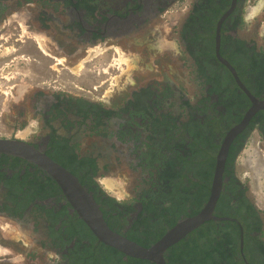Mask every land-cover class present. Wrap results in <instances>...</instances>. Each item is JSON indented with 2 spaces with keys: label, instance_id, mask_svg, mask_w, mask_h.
I'll list each match as a JSON object with an SVG mask.
<instances>
[{
  "label": "trees",
  "instance_id": "trees-1",
  "mask_svg": "<svg viewBox=\"0 0 264 264\" xmlns=\"http://www.w3.org/2000/svg\"><path fill=\"white\" fill-rule=\"evenodd\" d=\"M88 1L83 0L85 4ZM242 1L245 7L247 0H236L238 6L220 24L219 53L235 68L250 93L259 96L264 92V51H257L255 44L249 46L245 40L230 34L232 29L245 24L244 9L239 7ZM231 3L232 0H195L182 24L181 36L194 60V71L204 90L194 104H190L189 100L185 102L188 111L177 115L169 110L164 112L158 99H153L150 104L148 100L155 93L150 85L134 91L127 100L128 104L123 110L129 111L131 107L144 118L150 119V143L145 144L148 151L140 155L142 161L130 163L132 170L142 167V172L147 171L149 177H141L133 197L118 200L106 192L98 178L109 171V164L106 162L100 166V156L86 152L83 154L79 142L71 143L70 138L60 136L54 130L51 132L46 154L73 173L92 193L112 230L142 246H151L179 220L195 215L202 209L210 195L220 144L230 126L241 121L252 105L248 95L215 54L217 23ZM209 94L218 95V102L224 106V111L214 107L216 103L213 100L211 102ZM60 103L62 109L58 107ZM56 106L57 113L52 114L53 118L62 115L66 121V113L76 108L77 114L83 117L82 122L89 113L94 115L91 127L93 133L111 136L109 127L105 126V119L114 114L113 107L105 108L102 103L72 97H63ZM154 106L160 110H155ZM257 123L259 128H263L264 111L255 114L244 132L229 145L222 174L223 180H227L222 183L213 212L216 216L232 217L237 221L210 219L203 222L167 248L164 253L166 264H244L234 258L238 251L240 224L246 222L245 214H248L250 217L255 216V224L259 229L260 217L245 195V189L236 184L234 162ZM71 124L66 121L64 125ZM111 146L115 147V144L111 143ZM0 155L1 163L10 162L17 169L13 175L12 189L15 190L5 195L6 201L3 203L11 215L20 216L24 208L38 198L56 197L57 203L64 199L58 184L42 168L22 158ZM22 163H26V167L24 173L20 174ZM3 175L4 172L0 171V177ZM7 201L16 205L9 206ZM46 205L35 203L37 210L46 213L50 222L49 235L57 243L54 245L61 250V259L57 264H154L146 259L126 256L99 241L75 211L68 213L69 202L63 203L56 213L54 210L58 204L51 208H46ZM60 220L59 227L55 229ZM71 242L73 244L69 246Z\"/></svg>",
  "mask_w": 264,
  "mask_h": 264
},
{
  "label": "flooded vegetation",
  "instance_id": "flooded-vegetation-1",
  "mask_svg": "<svg viewBox=\"0 0 264 264\" xmlns=\"http://www.w3.org/2000/svg\"><path fill=\"white\" fill-rule=\"evenodd\" d=\"M174 1L175 0H89L88 2H86V6L83 0H0V40L2 41L0 42V51H2V53L0 54V82H13V84L8 88L11 90L5 91L0 89V92L2 91V95H5L4 101H1L3 99V96H0V104L2 103V107H0V113H7V115L10 114L8 117L9 119L13 117V119H11V122L9 123V128L13 131H38L37 127L33 126L32 121H37L38 127L41 126L48 129L46 136L33 135L32 139H24L17 134H13L14 136L12 138L25 140L35 147L45 151L49 144L51 132H53L54 130V132L58 134L57 130L62 127L63 129L67 130V134L58 135L70 138L71 143L79 142L80 150L83 154L86 152L88 154L98 155L100 156L99 159L104 156L109 157L108 154H110V151L112 150V147L109 146L111 142L115 144V148H117L120 152L123 162H126L128 159H131L130 161H132L134 164L142 161L140 155L148 151L145 144L150 143L148 139V137L150 136V119L147 117L144 118L142 114H138V112L133 111L131 107H129V111H125L123 109H125V107L127 106V100L132 97V93L134 91H140L141 88L147 87L148 85H143L137 89L131 90L124 98V102L120 106H116L114 103L112 104L113 106H111L110 101H93L83 96L72 95L63 90L49 91L46 90V87H48L46 85L47 79H45L41 73L42 70L46 68V59H44L42 55H49L47 54V51L45 50L43 44L40 43L42 47L38 44H35L36 48H34L36 49L35 51L41 54H38L36 52L31 53L30 50H24L23 52L18 53V51L22 48V45L27 44L29 46V44H23L25 40L21 39L19 43L11 42V40H17V38L14 37L15 35L20 36L18 32L20 28H22L21 23H24V28L26 29H30V26H35V28L46 35L48 34L49 28V26H47V22L52 21L59 26V29L57 28V25L53 26V29L55 30L54 38L60 41L63 40L62 34L59 33L60 30L61 32L64 31L69 33L70 37L77 42L76 45L72 42H70V44L67 43L68 45H70V48H66V52L65 50L63 51V53H65V55L67 56L69 51H71V53H76L78 51L77 47L82 44H94L98 40L106 39L110 36L116 37L124 35L134 30L140 29L142 28V26L148 25L150 20H152L155 16L160 15L161 12L167 9ZM247 1L248 2L246 3V5L251 1L256 3V0ZM48 4L52 9L56 8V11L48 12V8H46ZM32 5L38 7V10L30 13L29 7H31ZM243 5V1L239 3V7L244 9V17L247 14V10L245 8L246 5L245 7ZM235 6L238 5L236 4ZM23 8H26V10H28V15H23V12L20 10ZM247 25L248 24L245 23L244 26H241L238 29H232L230 31V34L236 37L235 32ZM154 42H158L157 39H155ZM253 44V42H250L248 45L252 46ZM256 47L257 51H264L263 47H258L257 45ZM61 48L62 46L57 47L59 52L63 50ZM23 49L24 48H22V50ZM12 55L13 57L9 58V56ZM50 57L56 59V57L53 55H50ZM32 62H34V65L37 66L33 70L34 77H31L30 75ZM193 65H195L194 60ZM13 66L17 68L18 66L21 67L20 71H16L19 73L25 74L26 70L27 73L25 74V76L28 75V82H26L25 78H19L15 75L8 77L7 74H4V71L9 74L10 70L8 69L13 68ZM50 68L53 69L52 66H50ZM163 76L164 82L160 87L158 86V88H156L150 85L155 93L152 95V99L148 100V102L152 104L153 99H158V101L160 102L159 105L161 107V110H163L164 112L169 110L172 114L176 115L184 111H188L189 109L185 105V102L187 101V94L185 90L188 86H186L185 84L187 83H184V81H182V79H180L179 77L177 80L178 82H174L173 79H170L169 76H167V74H164ZM18 79H20V82L24 80L25 85L23 84L22 87H19L21 85L20 83H14ZM31 79L34 82L33 86L30 84ZM52 81L54 83H58V78H54L52 79ZM51 86L55 87L54 85ZM15 87L19 88V90L16 91V94L13 93ZM205 93L207 94V92ZM209 95L210 97H212L211 102L213 100L216 103L214 107L217 110L224 111V106L218 102V95ZM63 97H65L66 99H69L70 97L74 99L82 98L83 101L102 103L104 104L105 108L113 107L115 111L114 114L111 117L105 119V126L109 127L108 130L110 131L111 136L103 137L93 133L91 127L94 123V115L92 113H89V116L84 119V122H82L83 117L82 115L77 114L76 108H74L72 112L66 113V121L71 122V125H64L66 124V121L64 120V117L62 115V117L60 116L53 118L52 114L57 113L56 104L59 100H62ZM254 97L258 101L264 100V92L263 94ZM73 103H76V100H73ZM58 107L61 108L62 103H60ZM257 108L258 109L250 117L247 125L239 133H237L236 136L244 132V130L248 127L250 120L255 114H257L259 111H264V107ZM156 109L158 108L155 107V110ZM239 122H236L232 126H230L229 130ZM55 123H58V125L56 126ZM261 125L263 128H259L257 123L256 127L251 129L247 143L244 145L234 162V175L237 179L236 184L240 185L241 189H245V195L251 201L253 207L258 212L260 217L259 229H257L258 226L255 224V216L250 217L248 214H245V218H247L246 222L240 224L241 227L237 246L238 251L235 253L234 258L236 261H241L244 264H264V123H261ZM74 128L77 130L82 128V137L78 136L77 133L72 132ZM253 135H257V139L254 138ZM236 136H234V138ZM93 142L98 144H95V146H93ZM99 146H102L103 148H101L100 150L98 148ZM247 147L248 149L246 150V152L250 150V154L248 155L249 158L247 157L243 161V166L245 165L247 174L242 177L239 173L238 163L239 161H242L241 155ZM1 156L2 155H0V157ZM26 161L28 163H32L28 160ZM106 162L109 164V171L106 172H110L111 170H113L110 168V160H107ZM106 162H104V164ZM25 167L26 163H22V171L20 172V174L24 173L23 169ZM141 168L142 167H138L136 170L139 172L140 180H142V176L149 177L148 172L143 171V173ZM0 171L4 172V175L0 177V217L16 224L19 228V232L21 231L24 235V232H26V225L28 224V220L31 216H36V220L34 221V223H37L38 220H40L42 222V226L44 227V239L37 242V245L41 250L47 247H51L49 248V251L52 250L51 252H54L57 257L59 256V258H61L60 248L54 245L57 243L53 242L51 236L49 235L50 222L46 217V213L44 211L37 210V207H35V203L38 205L47 204L46 208H51L52 205L55 206L58 204L57 208L54 210V212L56 213V211L60 209L62 204L66 203L67 199L65 195L63 194L64 199H61V201H59L58 203L57 200H55L56 197H50L42 200L39 198L35 199L34 203H30L24 208L20 216L11 215V213L7 211L9 209L4 207L3 203L6 201L5 195H7V193L10 191L15 190L12 189L14 188L13 175L17 171V169H15V167H12L10 165V162H0ZM242 174L244 175V172ZM226 180L227 179L223 181ZM256 196H261V198L259 199ZM7 202L9 206L16 205L11 201ZM72 212L73 210L70 205V207H68V213L72 214ZM217 217H219V219L212 220L221 221L226 219H234L237 221L236 218L232 217ZM61 221L62 220H60L58 224L55 225V229L59 227ZM35 226L37 225H34V228ZM72 244L73 242H71L69 246H71ZM26 251H23V253L26 252V255L30 257L29 261H33L31 259V250L27 249ZM28 252H30L31 254H27ZM66 252L67 248L64 249V253ZM42 253L46 252L44 251ZM56 261L57 260H47L43 261V264H57ZM0 262L3 263V260H0Z\"/></svg>",
  "mask_w": 264,
  "mask_h": 264
},
{
  "label": "rangeland",
  "instance_id": "rangeland-1",
  "mask_svg": "<svg viewBox=\"0 0 264 264\" xmlns=\"http://www.w3.org/2000/svg\"><path fill=\"white\" fill-rule=\"evenodd\" d=\"M194 1L175 0L160 15L150 20L148 25L124 35L116 37L110 36L106 39L98 40L94 44H82L77 47L78 51L76 53L69 51L67 56L63 51L65 50L66 52V48H70V45H68L70 42L75 45L77 42L70 37L69 33L61 32L60 30L59 33L62 34L63 40L60 41L54 38L55 30L53 26L57 25L58 29L59 26L52 21L47 22L49 28L48 34L46 35L35 28V26H30V29H26L24 28V23H21L22 28L18 32L20 36L15 35L14 37L17 40H11V42L19 43L21 39L25 40L23 44H29V46L27 44L22 45L24 49L22 50L21 48L18 53L24 50H30L31 53L36 52L41 54L35 51L36 49L34 48H36L35 44L41 47L42 45L40 43L43 44L47 54H49L46 56L42 55L46 59V68L41 72L44 78L47 79L46 85L48 87H46V90H63L72 95L83 96L93 101H110L111 106H113V103L116 106H120L131 90L143 85H151L158 88L164 82L163 75L167 74L174 82H178L179 77L184 83H187L185 84L186 86L188 85L185 90L187 94L186 98L190 104H194L202 96L204 90L195 74L193 60L186 50V45L181 36L182 24L190 13ZM254 4L255 2L251 1L246 5L247 12L251 10ZM46 8H48V12L56 11V8L52 9L49 4ZM37 10L38 7L35 5L29 7L30 13ZM22 12L25 15L29 14L26 8H23ZM235 36L245 40L247 43L253 42L258 47L264 48V11L258 15L254 25L248 24L242 29L237 30ZM155 39L158 42H154ZM0 42L2 41L0 40ZM58 46H62L61 49L63 50L59 52L57 49ZM1 53L2 51H0ZM50 55L55 56L56 59H53ZM12 57L13 55L9 56V58ZM31 64L30 75L34 77L33 70L37 66L34 65V62ZM20 68V66L18 68L13 66V68L8 69L10 70L9 74L6 71H4V74H7L8 77L15 75L19 78H25L26 82H28V75L25 76L27 73L26 70L25 74L16 72L20 71ZM54 78H58V83L52 81ZM19 80H16L14 83H20L21 85L19 87H22L25 81L22 80L20 82ZM12 84L13 82H0V89L5 91L11 90L8 88ZM30 84L32 86L34 85L32 79ZM18 90L19 88L15 87L13 93L16 94ZM0 96H3L1 101H4L5 95H2V91L0 92ZM0 107H2V103ZM9 115L7 113H0V138H12L14 136L13 134H18L24 139H32L33 135L46 136L48 129L41 126L38 127V131L28 130L24 132V130L18 132L11 130L9 123L13 117L9 119ZM55 125L57 126L58 123H55ZM72 132L82 137V128L79 130L74 128ZM57 133L65 135L67 134V130L60 127ZM253 137L257 139V135H253ZM93 143V146L98 144ZM109 146H111V142ZM98 148L101 150L103 147L99 146ZM111 149L110 154H108L109 157L104 156L98 162L102 166L104 162L110 160V168L113 170L105 172L103 176L98 178V181L106 192L118 200H126L133 197L138 190L137 187L141 183L139 172L130 168L131 159L123 162L118 149L115 147ZM247 149L248 147L241 155L242 161L238 163L239 173L242 177L247 174L246 167L245 165L243 166V161L250 154V150L246 152ZM243 172L244 175L242 174ZM106 179L112 181L114 184L113 189L106 186ZM256 197L261 198V196ZM35 220L36 216L30 217L24 236L21 231L19 232L16 224L0 217V260H3V263L0 262V264H43V261L47 260L60 261L61 258L59 256L57 259L55 253L51 252L52 250L49 251L51 247L41 250L37 245V242L44 239V227L40 220L34 223ZM34 225L37 226L34 228ZM27 249L31 250V259L33 261H29L30 257L26 255ZM23 251L26 252L23 253ZM44 251L46 253H42ZM27 254L31 253L28 252Z\"/></svg>",
  "mask_w": 264,
  "mask_h": 264
},
{
  "label": "water",
  "instance_id": "water-1",
  "mask_svg": "<svg viewBox=\"0 0 264 264\" xmlns=\"http://www.w3.org/2000/svg\"><path fill=\"white\" fill-rule=\"evenodd\" d=\"M236 5V0H232L230 8L217 23L215 34V54L219 61L231 72L235 81L241 89L248 95L253 105L246 112L242 120L233 126L222 141L216 156L214 175L211 183L210 195L202 209L195 215L179 220L172 228L155 243L149 247L142 246L135 241L127 238L121 233L112 230L106 223L103 213L89 192L78 180V178L68 169L50 158L42 149L35 147L29 142L18 138H0V154H7L26 159L35 163L46 171L58 184L62 193L71 205L73 211L90 228L97 239L106 245H110L126 256L146 259L154 264H166L164 253L169 246L186 236L190 231L200 226L203 222L210 219H219L213 214L217 199L222 188V174L229 145L248 123L252 114L264 107V100L258 101L241 82L235 68L222 57L219 53L220 48V24L224 18L231 13Z\"/></svg>",
  "mask_w": 264,
  "mask_h": 264
},
{
  "label": "clouds",
  "instance_id": "clouds-1",
  "mask_svg": "<svg viewBox=\"0 0 264 264\" xmlns=\"http://www.w3.org/2000/svg\"><path fill=\"white\" fill-rule=\"evenodd\" d=\"M262 11H264V0H256V3L251 7V10L248 11L247 14L243 17L244 22L247 24L255 23L256 18L261 14ZM32 124L38 129L37 121H32Z\"/></svg>",
  "mask_w": 264,
  "mask_h": 264
},
{
  "label": "bare ground",
  "instance_id": "bare-ground-1",
  "mask_svg": "<svg viewBox=\"0 0 264 264\" xmlns=\"http://www.w3.org/2000/svg\"><path fill=\"white\" fill-rule=\"evenodd\" d=\"M40 36V35H39ZM42 36V35H41ZM38 37V36H37ZM40 38V37H39ZM41 42V41H40ZM117 48V47H116ZM119 51H121V50H119ZM98 53V52H97ZM122 53V52H121ZM122 57V56H121ZM128 59V58H127ZM125 60V59H124ZM125 63V62H124ZM79 67H80V65H79ZM24 132H27V131H24ZM18 135V134H17ZM106 181L107 182H105V184H106V186L107 187H109L110 189H113V183H112V181L111 180H109V179H106Z\"/></svg>",
  "mask_w": 264,
  "mask_h": 264
},
{
  "label": "crops",
  "instance_id": "crops-1",
  "mask_svg": "<svg viewBox=\"0 0 264 264\" xmlns=\"http://www.w3.org/2000/svg\"><path fill=\"white\" fill-rule=\"evenodd\" d=\"M21 11H22V9H20ZM25 13H23V15H24Z\"/></svg>",
  "mask_w": 264,
  "mask_h": 264
}]
</instances>
